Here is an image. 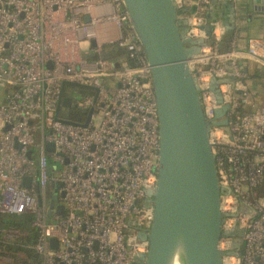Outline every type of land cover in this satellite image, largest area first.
I'll return each mask as SVG.
<instances>
[{
    "label": "built area",
    "instance_id": "2783aa9c",
    "mask_svg": "<svg viewBox=\"0 0 264 264\" xmlns=\"http://www.w3.org/2000/svg\"><path fill=\"white\" fill-rule=\"evenodd\" d=\"M212 1L239 0H197V10L183 16L193 39L205 37L199 27ZM212 26L210 46L188 66L208 120L217 108L210 78L234 80L219 86L231 139L221 129L210 132L219 183L231 190L220 199L229 215L222 230L241 231L242 254L224 256L222 264H264V194L257 191L264 107L255 105L239 64L245 55L264 66V40L221 53L223 28ZM104 49L120 54L104 58ZM63 83L73 85L62 96L71 104L56 119ZM0 90V214L32 215L30 248L39 264H135L134 256L148 251L137 236L152 220L144 204L156 184L159 129L149 67L123 0H0ZM85 90L91 95L74 100ZM49 160L63 166L60 175ZM19 236L2 231L6 242ZM231 240L221 237L218 249L232 251Z\"/></svg>",
    "mask_w": 264,
    "mask_h": 264
},
{
    "label": "water",
    "instance_id": "95a60500",
    "mask_svg": "<svg viewBox=\"0 0 264 264\" xmlns=\"http://www.w3.org/2000/svg\"><path fill=\"white\" fill-rule=\"evenodd\" d=\"M123 2L149 67L159 129L157 179L154 189L146 192L144 204L151 209L152 220L147 230L139 229L138 234L148 243V251L136 254L135 264H222L224 256L239 255L233 250H240L241 240L236 236L241 232L238 228L222 230L223 219L229 215L221 212L220 199L231 195V190L219 183L210 132L218 128L231 139L229 105L219 86L233 85L234 80L210 78L208 90L217 108L208 120L203 112L202 91L188 61L210 46L212 24H221L222 39L234 30L240 16L230 3L212 1L208 8L224 6L229 14L222 21L207 13L206 24L199 27L205 37L193 39L188 20L183 17L193 12L177 0ZM249 2L254 11L264 10V0ZM66 85L72 84H62L56 119L60 107L71 104L70 98H62ZM91 113L92 109L87 112L86 123ZM47 150L54 148L49 146ZM26 182L24 186H28ZM57 213H63L62 206H57ZM221 237L233 239L232 251L223 253L218 249Z\"/></svg>",
    "mask_w": 264,
    "mask_h": 264
},
{
    "label": "crops",
    "instance_id": "0c3cea01",
    "mask_svg": "<svg viewBox=\"0 0 264 264\" xmlns=\"http://www.w3.org/2000/svg\"><path fill=\"white\" fill-rule=\"evenodd\" d=\"M184 3L186 8L191 9L193 13L197 10V0H184ZM231 6L237 10L240 16L239 20H236L234 30L224 34L217 47L221 53H227L233 48L245 52L249 39L264 40V10L254 11L249 0H239L237 5ZM227 11L224 6H214L212 9L207 7L205 17L207 13H210L214 18L223 21L229 14ZM239 64L247 73L248 77L245 80H247L255 105L264 107V66L246 58L245 55L239 60ZM12 262L14 263L13 260Z\"/></svg>",
    "mask_w": 264,
    "mask_h": 264
},
{
    "label": "trees",
    "instance_id": "16d2710c",
    "mask_svg": "<svg viewBox=\"0 0 264 264\" xmlns=\"http://www.w3.org/2000/svg\"><path fill=\"white\" fill-rule=\"evenodd\" d=\"M120 54V50L110 53L104 49L102 56L107 58L110 55ZM264 194V180L257 190ZM26 221L21 224L16 221H5L4 215L0 214V255L10 258L16 264H39V258L33 253L30 246L33 243L35 232L31 227L32 215L27 214ZM11 228L20 233V236L14 242H6L2 237V230Z\"/></svg>",
    "mask_w": 264,
    "mask_h": 264
},
{
    "label": "rangeland",
    "instance_id": "374dc122",
    "mask_svg": "<svg viewBox=\"0 0 264 264\" xmlns=\"http://www.w3.org/2000/svg\"><path fill=\"white\" fill-rule=\"evenodd\" d=\"M67 91H66V93H68V94H70V95H72V90H71V88H68L67 87V89H66ZM89 96V95H91V92L90 91H88V90H85L84 92H83V94L81 95V97H77V98H74V100H79V99H81L82 97H85V96ZM2 92H1V90H0V101L2 100ZM71 111L72 110H66V111H64V112H62V114H66V113H71ZM36 154H37V149L34 151V156H36ZM48 163H49V165H51V166H55L56 167V169H55V174L56 175H60L61 174V170L63 169V166L59 163V162H55V161H52V160H49L48 161ZM49 190H51L52 189V187H49L48 188ZM49 198V197H48ZM48 204H50V198L48 199ZM26 216H20V217H16V216H7V215H4V220L5 221H7V220H9V221H16V222H19V223H21V224H23L26 220ZM11 229V228H10ZM12 230H14V229H12ZM12 234H14V233H12ZM15 239V238H14ZM16 240V239H15ZM9 242H14V240L13 241H9ZM33 253L35 254V252L33 251ZM36 255V254H35ZM13 263L12 262V260L11 259H9V258H7V257H4V256H1L0 255V264H11V263ZM13 264H16V263H13Z\"/></svg>",
    "mask_w": 264,
    "mask_h": 264
},
{
    "label": "flooded vegetation",
    "instance_id": "af4514ba",
    "mask_svg": "<svg viewBox=\"0 0 264 264\" xmlns=\"http://www.w3.org/2000/svg\"><path fill=\"white\" fill-rule=\"evenodd\" d=\"M146 231V229H142V231L141 232H145ZM241 232V231H240ZM137 238H138V240H140L139 239V236H137ZM236 239H238V240H241V233H238L237 234V236H236ZM141 241V240H140ZM232 241H233V239L231 240V245H232ZM242 245V244H241ZM147 250H148V245H147ZM240 250H241V246H240ZM240 250H233L234 252H236V253H240Z\"/></svg>",
    "mask_w": 264,
    "mask_h": 264
}]
</instances>
